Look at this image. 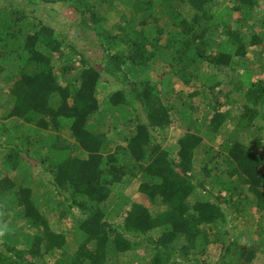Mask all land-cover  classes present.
<instances>
[{"label": "trees", "instance_id": "1", "mask_svg": "<svg viewBox=\"0 0 264 264\" xmlns=\"http://www.w3.org/2000/svg\"><path fill=\"white\" fill-rule=\"evenodd\" d=\"M51 260L264 264V0H0V264Z\"/></svg>", "mask_w": 264, "mask_h": 264}, {"label": "rangeland", "instance_id": "2", "mask_svg": "<svg viewBox=\"0 0 264 264\" xmlns=\"http://www.w3.org/2000/svg\"><path fill=\"white\" fill-rule=\"evenodd\" d=\"M42 7L43 8L40 7L41 9L36 13L37 17L42 19L44 22L50 23L56 30L68 34L72 40H76L81 45V47H84L88 51L90 45H87L86 42L80 40L79 29L75 24V20H77L78 15L75 14L71 8L66 6L64 3L47 4L43 5ZM102 13L105 14V11L103 10ZM179 89H181V85H179ZM100 93L103 96L107 95V91L104 89H101ZM180 135H182V130L177 129L176 127H172L170 129V136L172 138L176 139ZM67 136L69 137V135ZM127 193L133 202L145 203L144 196H142V194L139 192V183H133L127 190ZM152 210L153 212L156 211L154 209ZM49 217L51 223L53 226H55V218L52 214H49ZM50 262L52 264L53 260Z\"/></svg>", "mask_w": 264, "mask_h": 264}]
</instances>
